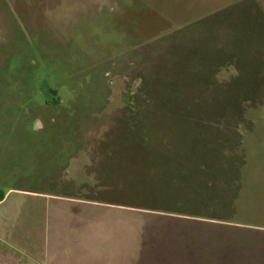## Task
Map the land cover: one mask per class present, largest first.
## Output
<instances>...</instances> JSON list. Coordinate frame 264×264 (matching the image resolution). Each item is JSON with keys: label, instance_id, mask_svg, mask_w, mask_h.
<instances>
[{"label": "rangeland", "instance_id": "rangeland-1", "mask_svg": "<svg viewBox=\"0 0 264 264\" xmlns=\"http://www.w3.org/2000/svg\"><path fill=\"white\" fill-rule=\"evenodd\" d=\"M70 10L0 26V264H264V0Z\"/></svg>", "mask_w": 264, "mask_h": 264}, {"label": "crops", "instance_id": "crops-1", "mask_svg": "<svg viewBox=\"0 0 264 264\" xmlns=\"http://www.w3.org/2000/svg\"><path fill=\"white\" fill-rule=\"evenodd\" d=\"M81 2L82 0H0V26L32 31L37 29L46 17H51V13L56 9L62 7L64 10L73 11Z\"/></svg>", "mask_w": 264, "mask_h": 264}, {"label": "trees", "instance_id": "trees-1", "mask_svg": "<svg viewBox=\"0 0 264 264\" xmlns=\"http://www.w3.org/2000/svg\"><path fill=\"white\" fill-rule=\"evenodd\" d=\"M50 91H51V93H53V94L56 92L55 89H51ZM3 197H4V193H2V192L0 191V200L3 199Z\"/></svg>", "mask_w": 264, "mask_h": 264}]
</instances>
